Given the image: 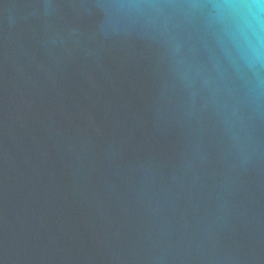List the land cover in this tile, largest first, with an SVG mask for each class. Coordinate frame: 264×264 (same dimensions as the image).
<instances>
[{
    "label": "water",
    "instance_id": "obj_1",
    "mask_svg": "<svg viewBox=\"0 0 264 264\" xmlns=\"http://www.w3.org/2000/svg\"><path fill=\"white\" fill-rule=\"evenodd\" d=\"M0 264H264V0H0Z\"/></svg>",
    "mask_w": 264,
    "mask_h": 264
}]
</instances>
